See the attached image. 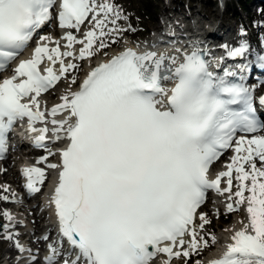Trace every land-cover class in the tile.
Here are the masks:
<instances>
[{"label": "snow or ice", "instance_id": "snow-or-ice-1", "mask_svg": "<svg viewBox=\"0 0 264 264\" xmlns=\"http://www.w3.org/2000/svg\"><path fill=\"white\" fill-rule=\"evenodd\" d=\"M54 4L55 0H0V71L51 21ZM59 9V27L77 31L91 14L93 29L83 40L71 32L62 38L66 48L73 43L83 45L77 59L106 49L109 45L102 37L128 30L117 25V20L126 17L109 0H60ZM56 43L51 49L47 43H38L32 58L21 61L10 78L0 81V155L6 151V134L25 118L33 146L45 147L49 132L50 142L67 141L59 150V165H47L59 169L51 200L60 235L76 253L71 261L70 253L65 255L64 264H79L81 259L84 264H150L158 254L166 256L162 264H171L173 258L198 253L208 242L203 236L198 240L192 227L197 209L209 189L230 193L232 200L233 170L238 181L236 207L228 203L226 210L235 211L246 203L249 223L235 232L223 255L209 264H264V135L236 139L234 150L244 155L233 156L227 171L208 178L209 166L222 149L232 146L238 132L264 129L254 108L253 90L228 79L234 73L216 77L196 51L186 54L179 65L171 58L173 68L165 65L169 58L164 54H138L129 48L92 68L77 91L62 95L61 103L47 112L53 117L48 121L37 97L77 67L64 63L61 57L73 53H61ZM222 47L231 59L249 51L246 42ZM45 57L52 64L59 62V75L52 67L45 68L47 75L40 74L38 65ZM253 63L264 68V54L256 55ZM18 78L26 79L17 83ZM169 79H175V86L165 89L162 82ZM257 102L264 107V96ZM61 113L64 118L55 119ZM37 122L46 126L37 128ZM49 155L56 153L49 151ZM22 174L28 192H39L36 185L43 183L44 171L25 167ZM222 177L228 178L223 189ZM4 216L12 219L7 211ZM199 219L200 229L210 223L204 213ZM3 227L7 232L8 226ZM185 235L191 237L187 247ZM4 238L13 239V234ZM211 239L214 244L215 237ZM15 247L26 250L18 241ZM49 251L45 261L53 264L60 252L52 245Z\"/></svg>", "mask_w": 264, "mask_h": 264}, {"label": "bare ground", "instance_id": "bare-ground-1", "mask_svg": "<svg viewBox=\"0 0 264 264\" xmlns=\"http://www.w3.org/2000/svg\"><path fill=\"white\" fill-rule=\"evenodd\" d=\"M98 3L103 2V0H97ZM110 3L116 5L121 11L122 15L126 14L128 10V6L123 0H109ZM164 2V9L163 12L169 11L171 9V5L168 4L167 0H162ZM120 3V5H118ZM180 12V11H178ZM164 13H160L159 16H157L158 24L152 26V30H158L159 28H164L162 25V22L166 21L164 16ZM176 14V13H175ZM101 17L103 14H100ZM172 14L169 13L168 18H170ZM91 14L89 16V19L85 21L84 24L80 26L79 31L76 29H68V28H62V31L56 30V28H47V30L41 35L50 37V40L48 41H41L40 37H38L31 46L27 47L26 50L22 53H19L16 56V59L13 61L12 66L7 67L3 74H0V81H3L6 78H10L14 74V68L19 65V63L23 60H29L32 58V53L34 49L37 47V44L40 43L41 45L47 43L49 49L53 47H57V43L59 44L60 52L63 53L65 51H71L73 53V56L71 57H61L63 59L65 64L73 63L77 65L75 69H70L66 73V78L64 76L61 77L60 80L56 81L55 84H61L65 81L72 83V80H75L72 78L73 75L68 76L69 72H72L76 74V82L77 85L73 88H60L55 87L54 90L48 89L46 92H42L40 96L37 97V100L40 105V110L44 111L46 114V120L50 121L53 119V117L48 116L47 112L56 104L61 103L60 97L62 95L68 94L69 92L77 91L79 88V85L83 82V80L86 78L89 71H91L92 68L98 66L100 63H106L113 55L119 54L120 52L124 51L125 49H132L133 51L139 53L142 49L149 50L150 43H155L154 37H146L141 40H133L131 38H126L122 41V38L124 35L127 34V31L120 32V33H112L111 36H105L102 37L104 43H107L109 46L106 49H100L97 54L91 58H85V59H77L76 57L79 56V51L83 45L78 43H73L71 48H66L65 44L67 43L66 40L62 39L67 32H71L73 36L76 37L77 40H83L84 34L93 29V24L90 21ZM129 19L131 16H128ZM172 20V19H170ZM124 19L117 20V25L119 27L122 26ZM224 22V20L222 21ZM176 21L172 24L176 25ZM109 28L112 27V25H108ZM177 27V26H176ZM126 29V28H123ZM99 30L97 29V32ZM167 32V31H164ZM123 33V36L121 38H118L120 34ZM219 34V33H218ZM166 36V35H165ZM116 39V42L114 43L113 40ZM99 41H97V44ZM238 46L239 44L236 43ZM162 48V47H161ZM160 52H165V49L159 50ZM176 63L178 58L175 59ZM85 62V67L83 70L81 69V66ZM180 63V62H179ZM178 63V64H179ZM38 67L41 70V73L43 75H47V73L44 71L47 67H52L53 71L59 75V62L56 64H52L50 61L47 60L45 57L42 59L41 63L38 65ZM246 69V67H245ZM80 75V76H79ZM65 79V80H64ZM20 79H17V83H19ZM54 84V85H55ZM53 85V86H54ZM175 86V83L173 81L165 84V89H171ZM23 102H27V99H25ZM63 113L58 114L55 119H63L64 118ZM35 127L40 128L46 126L44 123L37 122ZM47 127L51 129L52 125L49 123L47 124ZM262 132L257 133V135H261ZM48 137L51 138V132H49ZM264 135V134H263ZM245 139H250L251 137L244 136ZM238 139V138H237ZM236 140V139H235ZM235 140L233 142L232 147L230 148L229 157L224 158V155L222 157V163L219 161L220 165L216 168V171H214L211 175L213 179H215L216 175L220 172L227 171V165L232 163V157L236 155H244V153H236L235 148L237 147ZM50 141V139H49ZM60 143V144H59ZM50 145V146H49ZM63 141H56L55 143L50 142L48 146L44 147L43 150H41L40 153L34 158H31L29 160L22 159V156H26L27 154L23 152L22 150H17L14 152L15 155L18 156L17 161H20V170L16 168V166L13 164L14 159L12 158V155L6 156L5 159H3L0 162V233H1V239L0 244L2 246H5L7 243H11L9 245L7 250V253L10 254L4 258L5 261H7L9 264H15L17 260L23 261L28 257L36 256L38 253L41 252L39 250L44 249L45 254L44 256H41V258L37 259L36 264L39 263H46L45 258L50 254L49 251V245H52L54 248L58 249L60 252V255L62 254V248L59 246V242L56 240V235L59 234L55 232V227L59 225L58 218H56V209L55 205L52 203V195L54 194L55 186L58 182V172L59 169H51L48 168V164H57L60 163V156H59V150H61L63 147ZM242 147H246V145H242ZM39 149V148H37ZM20 151V153H19ZM49 151L56 153V155H49ZM11 156V157H10ZM47 157L46 161L43 163H37V161L42 158ZM52 157L51 159H49ZM257 167H261V162L256 159L255 160ZM25 167H37L44 171V181L42 183V187L40 188V191L37 192V196L41 197V202H37L35 204L30 203L32 200V195L28 194L24 191V188L22 185H18L17 183V177L21 176L23 180H27V178L22 174V169ZM246 170L248 169V165H245ZM236 173L233 170L232 173V188H231V194H233L232 200L228 199V196L230 193H223L222 195L218 193L216 190H213L214 197L216 199L215 202L212 201V197L208 195L207 202H211L212 206L208 207L205 205L204 207H199L196 212V216L194 218V223L192 227H195L197 232V239L199 240V237L203 236L204 240H208L210 238H206L204 236V229H207L208 224L204 226L203 229L199 228V224L201 223L199 219V214L204 213L207 218L212 217V215H215L217 212H229L226 210V205L228 203H233L234 207L236 197L234 196V193L238 190V181L235 179ZM227 177L221 178L220 188L223 189L227 187ZM245 184L250 185V181H245ZM36 187H39V183L36 185ZM7 189V190H5ZM44 196H41L43 195ZM245 196H248L249 193L246 191L244 193ZM3 197H7L8 199L5 200ZM206 204V203H205ZM17 207V210L15 209V213L13 211L11 213L8 212V210H14V207ZM15 207V208H16ZM247 204H241L237 208V210L232 211L233 213L237 214V220H233L231 223L226 225L223 228H220L215 234L211 236L215 237V244H211V251L206 254L205 246H201L198 249V253H195V255H200L201 257H198L194 264H197V261H199V264H209L210 261L220 258L223 253L226 250V245L228 243H231V237L235 234V232L240 231L245 228V225L249 223L248 213L246 212ZM7 211L12 219L8 220L4 216V212ZM29 213L23 218L18 213ZM58 223V224H57ZM4 225H7V232L4 229ZM250 231V229H248ZM13 234V239H5V235L7 234ZM43 237H49L43 239ZM61 239L66 243V246H69L68 241L66 238L61 237ZM191 239V237L185 235V245L184 247H187V242ZM19 242L20 245H22L26 250L24 252H20L16 247V242ZM203 244V242H201ZM64 251V250H63ZM76 257L75 255L72 257V260H74ZM71 258V256H70ZM56 259V257L54 258ZM166 259V256L164 254H158L157 257L153 259V261L150 262V264H162V261ZM2 260V257H0V261ZM4 261V262H5ZM54 261V260H53ZM185 259H179L176 263L177 264H185ZM31 263V262H28ZM172 263V261H171ZM175 263V264H176ZM84 264V261L82 262Z\"/></svg>", "mask_w": 264, "mask_h": 264}, {"label": "rangeland", "instance_id": "rangeland-1", "mask_svg": "<svg viewBox=\"0 0 264 264\" xmlns=\"http://www.w3.org/2000/svg\"><path fill=\"white\" fill-rule=\"evenodd\" d=\"M123 1L128 6V10L126 14H123V16L126 17V19H124L122 26L120 28H126L128 29V31L127 34L124 35V37L122 38V41L125 40L126 38H131L133 40L134 39L136 40L143 38V36H148L149 34H151L150 30H152L153 28L152 26L158 24L157 16H159L160 13H165L163 12L164 2H162V0H123ZM233 1L235 0H226V2H230V4L232 3L233 5L232 6L230 5L229 7L228 5H226L223 11L218 10L215 0H173L169 4L171 5V9H172L170 12L175 13L181 11L182 14H180V16L187 15L188 17L187 21H189L190 17L195 16V18L198 19L205 26H211L213 23L220 22L221 26H219V31L220 28L223 26L226 28V30L230 28L233 35L231 34L229 35L232 37H234V32L241 34L244 33L242 34V37L245 40L249 41V43L251 44L254 43L253 45L257 49L258 47H260L259 42L262 39L261 38L262 30L264 31V0H261L262 2H260V0L257 1L252 0V4H248V12L234 5ZM260 4H262V6H260ZM118 5H120V3H118ZM231 7L233 8V11L230 12L227 9ZM219 15L220 17H218ZM128 16H131V18L129 19ZM223 20L224 22H221ZM56 27L57 26L54 20V22L50 24L49 28H56ZM133 30H138V32L133 33L132 32ZM255 38H257L258 41L256 46H255L256 44ZM85 65L86 64L84 62V64L81 66L82 70L85 67ZM72 78H74L76 81V74H74ZM76 85L77 82L73 84L65 81L64 83H61L56 87L60 86L61 88L65 89V88H73ZM15 162L16 161H13L14 165L16 164ZM212 196H213V192H212ZM30 203L35 204L36 201L31 200ZM206 205L208 207L209 206L211 207L212 204L211 202H209ZM28 213L29 211L18 214L24 218ZM236 217L237 214L229 216V222H232L233 220L237 219ZM207 219L210 221V223H208L209 226L207 227V229H204L203 232L211 237L220 228H222L223 225L219 223V221L215 217L213 218L210 217ZM0 237H1V233H0ZM9 245H11V243H7L5 246H2L0 244V257H2L0 264H9L7 261L4 260L6 256L9 255L10 257V254H8L6 250L8 249Z\"/></svg>", "mask_w": 264, "mask_h": 264}, {"label": "trees", "instance_id": "trees-1", "mask_svg": "<svg viewBox=\"0 0 264 264\" xmlns=\"http://www.w3.org/2000/svg\"><path fill=\"white\" fill-rule=\"evenodd\" d=\"M240 3L242 4V6H243V0H240Z\"/></svg>", "mask_w": 264, "mask_h": 264}]
</instances>
